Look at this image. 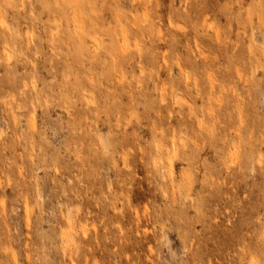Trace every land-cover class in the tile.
<instances>
[{
  "label": "rangeland",
  "instance_id": "rangeland-1",
  "mask_svg": "<svg viewBox=\"0 0 264 264\" xmlns=\"http://www.w3.org/2000/svg\"><path fill=\"white\" fill-rule=\"evenodd\" d=\"M0 264H264V0H0Z\"/></svg>",
  "mask_w": 264,
  "mask_h": 264
},
{
  "label": "bare ground",
  "instance_id": "bare-ground-1",
  "mask_svg": "<svg viewBox=\"0 0 264 264\" xmlns=\"http://www.w3.org/2000/svg\"><path fill=\"white\" fill-rule=\"evenodd\" d=\"M169 23H171V21H169ZM172 27V26H171ZM95 47H97V46H95ZM95 50H97V48L95 49ZM9 54H10V52H9ZM9 56H11V55H9ZM9 58V57H8ZM9 59H11V57L9 58ZM90 101H92V100H90ZM164 101V100H163ZM163 103V102H162ZM68 112V111H67ZM34 121V120H33ZM3 133V132H2ZM184 143V142H183ZM196 143V142H195ZM196 144H198V143H196ZM186 145H184V147H185ZM197 146V145H196Z\"/></svg>",
  "mask_w": 264,
  "mask_h": 264
}]
</instances>
